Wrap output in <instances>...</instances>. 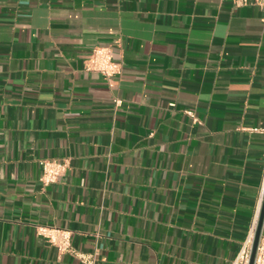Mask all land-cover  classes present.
<instances>
[{"label": "crops", "instance_id": "1", "mask_svg": "<svg viewBox=\"0 0 264 264\" xmlns=\"http://www.w3.org/2000/svg\"><path fill=\"white\" fill-rule=\"evenodd\" d=\"M262 194L264 7L0 0V264H84L39 223L94 264H231Z\"/></svg>", "mask_w": 264, "mask_h": 264}, {"label": "built area", "instance_id": "2", "mask_svg": "<svg viewBox=\"0 0 264 264\" xmlns=\"http://www.w3.org/2000/svg\"><path fill=\"white\" fill-rule=\"evenodd\" d=\"M235 2L238 5L250 2L264 7V0H235ZM86 68L102 72L109 81L112 80L115 75L121 74L122 72V64L116 60L115 52L110 45H95L88 58ZM116 101L120 102L121 100L116 99ZM186 112L194 119H197L193 110L188 109ZM41 165L42 174L40 178L44 185H48L58 180L59 176L65 173L70 166V158L46 157L41 159ZM263 195L264 194H262V198ZM258 219L259 216H255L243 246L237 252L231 264H249ZM37 231L51 244L57 246L60 251L70 252L71 254L76 255L84 264L95 263L96 258L93 253L82 252L73 247L71 229L54 224L39 223L37 224ZM254 264H264L263 230L257 245Z\"/></svg>", "mask_w": 264, "mask_h": 264}, {"label": "water", "instance_id": "3", "mask_svg": "<svg viewBox=\"0 0 264 264\" xmlns=\"http://www.w3.org/2000/svg\"><path fill=\"white\" fill-rule=\"evenodd\" d=\"M263 225H264V195L262 198V205H261V209H260V214H259L256 232H255V237H254V242H253V246H252V252H251L249 264H254L257 245H258L261 233H262Z\"/></svg>", "mask_w": 264, "mask_h": 264}, {"label": "bare ground", "instance_id": "4", "mask_svg": "<svg viewBox=\"0 0 264 264\" xmlns=\"http://www.w3.org/2000/svg\"><path fill=\"white\" fill-rule=\"evenodd\" d=\"M262 199V198H261ZM262 201V200H261Z\"/></svg>", "mask_w": 264, "mask_h": 264}]
</instances>
